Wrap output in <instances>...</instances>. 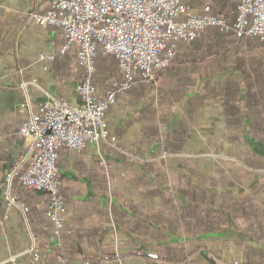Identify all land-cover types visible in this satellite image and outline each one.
Masks as SVG:
<instances>
[{
  "label": "crops",
  "instance_id": "0c3cea01",
  "mask_svg": "<svg viewBox=\"0 0 264 264\" xmlns=\"http://www.w3.org/2000/svg\"><path fill=\"white\" fill-rule=\"evenodd\" d=\"M182 2L224 18L240 0ZM35 10L46 0H0V264H30L35 240L41 264H263L264 47L215 27L178 45L156 92L137 86L118 97L107 140L60 151L62 232L46 193L16 184L29 213L7 206L4 175L27 152L22 104L81 103L77 48L62 54L63 30L35 25ZM95 75L103 95L109 83Z\"/></svg>",
  "mask_w": 264,
  "mask_h": 264
},
{
  "label": "built area",
  "instance_id": "2783aa9c",
  "mask_svg": "<svg viewBox=\"0 0 264 264\" xmlns=\"http://www.w3.org/2000/svg\"><path fill=\"white\" fill-rule=\"evenodd\" d=\"M45 0H37L43 3ZM45 12L32 11L29 19L39 27H56L64 32L60 52L77 48L83 80L77 90L78 105L54 98L34 111L29 101L21 111L27 117L18 130L27 152L4 175L2 197L7 206L24 215L29 208L14 194L19 184L26 190L46 193L47 215L59 234L67 224V205L59 175L63 148L82 152L90 144L109 138L107 115L118 97L137 84H151L169 68L179 44L190 45L210 27L233 33L239 39H257L264 47V0H240L236 18L229 23L213 14L211 6L195 11L182 0H46ZM116 61L119 76L103 95L94 82L97 58ZM53 61L54 55L41 54ZM25 89L28 83L22 84ZM30 264H41L42 253L35 240L27 251ZM17 264V257L8 260ZM88 264V263H86ZM264 264V263H263Z\"/></svg>",
  "mask_w": 264,
  "mask_h": 264
},
{
  "label": "trees",
  "instance_id": "16d2710c",
  "mask_svg": "<svg viewBox=\"0 0 264 264\" xmlns=\"http://www.w3.org/2000/svg\"><path fill=\"white\" fill-rule=\"evenodd\" d=\"M236 14H237V12H233V13L228 12L225 15H223L222 13H218V15L224 16V18L229 23H233L234 22V20L236 18ZM216 30H217V34H222L224 36H227L231 40H235L236 42L241 41V40H250V39H239V38H236L233 33H225L223 31L221 32V30L219 28H217ZM195 42L191 43L190 45L195 44ZM215 55H217V54L213 53L212 56H215ZM96 66H97V73L95 75V80L96 79L97 80H104V82L109 83V86H108V88H109L111 83H112V81L115 80L119 76V72H118V68H117L116 62L114 61V59L105 58V57L103 58L101 55H99L98 58H97ZM136 87H134V88H136ZM140 87H146V86L143 85V86H140ZM133 89H131L128 93H130Z\"/></svg>",
  "mask_w": 264,
  "mask_h": 264
},
{
  "label": "rangeland",
  "instance_id": "374dc122",
  "mask_svg": "<svg viewBox=\"0 0 264 264\" xmlns=\"http://www.w3.org/2000/svg\"><path fill=\"white\" fill-rule=\"evenodd\" d=\"M256 41H258L257 39H255ZM259 42V41H258ZM260 44H261V42H259ZM263 46V45H262ZM105 58H111V57H105ZM111 59H113V58H111ZM174 59V58H173ZM115 61V60H114ZM116 62V61H115ZM172 63V62H171ZM117 65V64H116ZM171 66V65H170ZM168 69V68H167ZM167 69H165V70H167ZM97 73V72H96ZM161 73V72H160ZM159 73V74H160ZM159 74H158V77L156 78V81L155 82H153V83H151V84H146V85H144V84H137V85H135L134 87H136V86H146V87H148V88H152L153 89V91H157L158 89H159ZM133 87V88H134ZM132 88V89H133ZM128 94V93H127ZM84 151V150H83ZM4 184H5V182H4ZM61 189H62V186H61ZM62 193H63V189H62ZM64 195V194H63ZM66 202V201H65Z\"/></svg>",
  "mask_w": 264,
  "mask_h": 264
}]
</instances>
